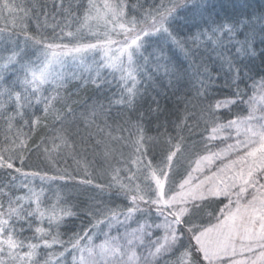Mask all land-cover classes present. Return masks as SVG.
I'll return each mask as SVG.
<instances>
[{
    "label": "snow or ice",
    "instance_id": "snow-or-ice-1",
    "mask_svg": "<svg viewBox=\"0 0 264 264\" xmlns=\"http://www.w3.org/2000/svg\"><path fill=\"white\" fill-rule=\"evenodd\" d=\"M250 7L0 0V264H264V11ZM70 85L107 104L78 111Z\"/></svg>",
    "mask_w": 264,
    "mask_h": 264
},
{
    "label": "trees",
    "instance_id": "trees-1",
    "mask_svg": "<svg viewBox=\"0 0 264 264\" xmlns=\"http://www.w3.org/2000/svg\"><path fill=\"white\" fill-rule=\"evenodd\" d=\"M46 2L51 5L52 0H46ZM128 2L131 3H135L136 0H128ZM140 3H144L145 0H139ZM148 2H151V0H148ZM248 2L251 4V7L248 9V11L250 12H256L257 14H259V12L264 11V0H248ZM69 93L71 94V97L73 100L77 101L76 104L73 105L74 108H76L78 111L82 110L81 106L87 102V103H91L93 99H99L102 103L107 104V100L103 99V97H97V94L95 92L94 89L92 88H88L87 90H81V91H77V89L74 87V85H70L69 87ZM150 103V101H148ZM161 105L172 109L174 107V104H176V99L175 97H170V99H160ZM118 109L116 107H114L112 109L113 114L116 113ZM52 127V123L51 121H49V128L48 129H38L37 130V135L36 137H34V139L37 140L38 142V137L44 135L45 133H47L48 131H50ZM151 134H155L154 130ZM69 162H70V158L67 160V163H61V167H67L68 170L73 169L72 167L69 166ZM30 165L31 166H36L37 164H40L41 166H43V163L41 160H38L37 157L33 156L30 160ZM82 171V170H81ZM72 184V182H69ZM70 198L72 199V201L76 204H78L81 208L85 207L86 204V196H80L78 197L77 200L73 199L74 194H69ZM105 198L106 195H105ZM76 223H79V221H76Z\"/></svg>",
    "mask_w": 264,
    "mask_h": 264
},
{
    "label": "rangeland",
    "instance_id": "rangeland-1",
    "mask_svg": "<svg viewBox=\"0 0 264 264\" xmlns=\"http://www.w3.org/2000/svg\"><path fill=\"white\" fill-rule=\"evenodd\" d=\"M93 163L95 164L96 170H98L99 169V163L96 162V161H94ZM69 166L73 168V169L69 170V172H73V174H76V172H80V174L83 175L82 171L80 169H77V165H76V163L72 159H70ZM89 170L90 171H93L92 168H90ZM58 186H61V185H54V187H58ZM62 191H65V192H67L70 195L71 194H74L73 199H75V200H77L78 197L83 196V194H81V190L75 188L71 183H69V186L66 187V188H63L62 187Z\"/></svg>",
    "mask_w": 264,
    "mask_h": 264
}]
</instances>
